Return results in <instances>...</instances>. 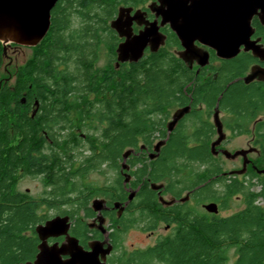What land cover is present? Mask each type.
Segmentation results:
<instances>
[{"label": "trees", "instance_id": "trees-1", "mask_svg": "<svg viewBox=\"0 0 264 264\" xmlns=\"http://www.w3.org/2000/svg\"><path fill=\"white\" fill-rule=\"evenodd\" d=\"M132 1L136 5L146 0ZM132 1L57 0L50 11L49 29L33 48V57L17 68L13 84L0 85V264H19L31 258L34 244L28 231L44 217L37 214L42 205L73 213L78 200L88 198L90 193L83 190L78 173L99 167L105 160L116 169L124 148L136 146L138 141L150 144L156 131H161L168 108L186 102L184 88L190 91L186 84L193 78V94L201 97L204 87L199 75H193L172 53L177 40L170 32L157 52L110 69V77L92 70L99 35L106 41L112 37L107 19L118 3ZM243 61L246 57L238 56L231 68H238ZM228 80L223 75L210 86L209 105L222 92L221 103L225 99L232 108L250 106L256 113L264 111V88L243 87L238 81L227 84ZM91 92L105 95L85 102ZM22 94L24 103L20 102ZM33 97L37 107L31 117ZM80 103L95 104L91 113L99 116L102 125L87 133L96 139L95 144L89 142L90 147L100 146V153L84 155L79 161L82 139L67 116ZM177 136L170 138L172 144L166 146L161 167L178 165H172V158L165 159L170 156L206 161L207 167L219 168L207 144L190 147ZM126 160L130 165L137 161ZM141 162L147 168L145 160ZM27 177L39 178V194L19 188L21 179ZM255 177V182H251L254 177L224 181L225 186L217 192H222L230 205L232 197L240 194L241 207L225 216L211 215L209 222L200 226L203 233L182 241L169 240L157 247L155 255L165 264H264V177ZM214 181L207 183L209 189Z\"/></svg>", "mask_w": 264, "mask_h": 264}, {"label": "flooded vegetation", "instance_id": "flooded-vegetation-1", "mask_svg": "<svg viewBox=\"0 0 264 264\" xmlns=\"http://www.w3.org/2000/svg\"><path fill=\"white\" fill-rule=\"evenodd\" d=\"M152 1L154 0H146L144 3L136 5L131 4L133 1L116 5L113 15L107 19V27L112 32L111 40L106 41L102 35H99L98 50L92 62L93 71L99 70L101 71L100 76L110 77L112 69H119V67L137 62L117 61L116 48L119 43L124 41V37L119 36L110 26V22L116 17L120 6L130 7V15L137 9L144 11L145 19L152 21L155 16L148 8ZM72 20L76 23L75 16H73ZM157 21H160L159 17ZM253 21L254 23H252ZM251 27L252 33L249 41H254V44L251 42V45H260L264 48V26L260 24L256 16L251 19ZM131 28L135 34L143 28V25H138L135 21H132ZM159 29L166 35L165 44L169 32L176 38L177 44L171 51L179 58L175 51L182 48L176 35L167 24ZM195 43L201 46L197 41ZM35 46H20L10 43L2 51L0 43L1 63L3 60L10 63L15 57V53L21 51L19 49L31 47L33 52L26 61L28 62L34 55L35 50L33 48ZM102 49H105V51L103 58H100V50ZM206 50L208 52V63L203 67H199L195 61H193L191 66H188L187 63L179 58L187 69L193 71V75H199V83L204 87L200 94L201 97H195L193 94V78L186 84V87H190V91L184 88V94L187 98L186 102H176L168 108V111L165 112L163 124L160 127L161 131H156L157 137L151 139L150 144L138 141L136 146L124 148L120 154L119 167L116 169L108 166V161L105 160L100 163L99 167H90L85 173H78L83 190L90 194L85 201L78 200L74 205L73 213H62L55 209L49 210L46 205H42L36 212L44 217L37 221L32 229L28 231L34 246L31 258L26 261H33L38 252L40 239L35 227L44 224L49 218L59 215L68 216L69 226L67 233L75 239V248L86 254L84 258L79 257L75 264H165L163 259L155 255L158 246L165 245L169 240L182 241L198 233H203L200 226L207 224L211 215L225 216L220 215L219 212L229 209L231 205L222 196V192L218 193L217 191H221L225 184L230 181V177H234L237 180L243 177L247 179L254 177L251 182H255L258 179V177H255L256 174L264 177V111L256 113L257 109L250 106L242 107L237 105L232 108L225 99L221 103L222 92L216 95L212 105H209L206 101L208 98L207 93H212L208 92L210 86L215 80L221 79L223 75L229 78L227 84L238 81L243 87L260 86L264 88V81L262 80L253 79L247 83L243 80V77L250 71L252 66L264 68V59L254 56L251 49L244 50L243 46H240V51L229 59L218 58L215 51L209 47H206ZM146 53L151 52L146 49L143 55ZM238 56H245L246 61L239 64L238 68L237 66L231 68L230 63H236L235 60ZM26 62L24 61L19 66ZM15 76L16 71L13 82ZM1 84L2 81L0 82ZM23 95L20 97L21 103L25 102V96L23 97ZM104 95L99 92L88 93L86 95L87 101L85 102L100 100ZM33 104L34 106L30 108L31 117L37 107L34 97ZM95 104L94 106L89 104L85 106V103L75 105L76 111L72 110L67 116L70 119L68 122L70 121L71 127H76L74 128V133L82 139V144L78 148L79 161L82 160L84 155L100 153L98 149L101 148L100 146L94 145L90 147L89 145V142L95 144V136L87 135L93 129V126L102 125V120H99V116L91 113L94 111ZM186 106L189 107L187 112L178 119L171 130H168L167 123L172 119L173 113L177 109ZM262 107L264 110V106ZM215 111H217V116L221 122L224 137L215 147L216 154H213L210 151V144L218 137L214 124ZM175 136L183 139L190 147L198 146L201 143L207 144L211 157L217 162L215 163L218 164L219 168L207 167L208 163L206 161L198 162L199 160H185V158H173L170 156L165 159L172 158L174 161L172 165L178 164L179 166L161 167L160 165H163L164 161L162 156H165L166 146L172 142L170 138ZM230 136L243 138V145L239 144L232 150L222 147ZM161 140L164 142L159 146L158 151H155L154 146ZM92 148H94V152H91ZM128 149L131 152L127 157L137 161L135 164L130 165L125 159L128 167L122 168V154ZM224 149L230 152L250 150L246 153L248 161L243 172L230 173L231 171L242 169L243 157L238 155L233 159H228L221 153V150ZM154 154L156 155L151 156ZM218 157H222L226 161H233L236 165L223 167L225 164L224 162L220 163L217 160ZM142 160H145L148 164L145 169L142 166ZM261 170L263 172H258ZM207 174L212 175L207 176ZM211 180L215 181L209 189L207 183ZM153 184L158 185V187H153ZM95 190L99 191V193L92 192ZM241 198L240 194L232 197L233 201L238 203L241 202ZM209 202H214L217 205L216 213L205 209V204ZM223 203H225V206H222ZM45 215L47 216L45 217ZM65 241V235L49 236L45 239L48 246L53 244L60 246ZM60 258L61 260H66L69 255L61 254Z\"/></svg>", "mask_w": 264, "mask_h": 264}, {"label": "water", "instance_id": "water-1", "mask_svg": "<svg viewBox=\"0 0 264 264\" xmlns=\"http://www.w3.org/2000/svg\"><path fill=\"white\" fill-rule=\"evenodd\" d=\"M56 2L57 0H0L2 51L10 43L20 46L37 45L49 29L50 11ZM148 8L155 16L152 21L145 19V12L139 9L130 15V7L118 8L116 17L110 22V26L119 36L124 37V41L116 48L117 61L136 62L146 49L151 53L157 52L164 46L166 40V35L159 28L166 24L176 35L182 48L175 51V54L188 66H191L193 61L199 67L208 63L206 47L213 49L216 56L222 59L235 56L240 51V46H243L244 50L251 49L254 56L264 59V48L260 45L252 46L251 42L254 44V41H249L252 33V17L256 16L264 26V0H154L150 2ZM132 21L143 25V28L135 34L131 28ZM253 79L264 81V68L252 66L243 77L245 83ZM188 108L186 106L173 113L172 119L167 123L168 130L173 128ZM214 124L218 137L210 144V151L216 154L215 147L224 137L217 111L214 113ZM163 142V140L157 142L154 150L158 151ZM248 151L250 150L234 152L221 150L228 159L238 155L243 157L242 169L230 173L243 172L248 161L246 158ZM130 152V149L123 152L122 168L128 167L125 159ZM204 207L209 212H217V205L214 202H209ZM68 226V216L59 215L49 218L44 224L37 225L35 231L40 239L38 252L33 261L19 264H75L79 257L84 258L86 254L75 248V239L68 235ZM58 235H65L66 241L60 246L46 244L47 237ZM61 254H68L69 258L61 260Z\"/></svg>", "mask_w": 264, "mask_h": 264}, {"label": "rangeland", "instance_id": "rangeland-1", "mask_svg": "<svg viewBox=\"0 0 264 264\" xmlns=\"http://www.w3.org/2000/svg\"><path fill=\"white\" fill-rule=\"evenodd\" d=\"M13 50V49H12ZM21 51H17L14 55L15 57L12 59V61L9 63L6 60H3L0 65V82L4 81L6 84L11 85L14 79V74L17 69V66L22 64L24 61L26 62L30 55L32 54L33 50L31 47H23L19 49ZM105 49L100 50V58H103ZM13 56V54H12ZM105 60V59H104ZM17 65V66H16ZM229 136V135H228ZM243 138H234L233 136H230L228 141L222 145V147H226L229 150H232L237 145H243ZM217 160L220 163H223V167H233L236 165L233 161H226L222 157H218ZM19 188L24 190L27 189L32 195H37L42 191V185L39 180V178H22L21 181L18 184ZM255 190L258 189V186L254 187ZM233 201V200H232ZM241 207V204L237 201H234L231 203V207L229 209L220 211V215H227L233 212L234 210H237Z\"/></svg>", "mask_w": 264, "mask_h": 264}]
</instances>
